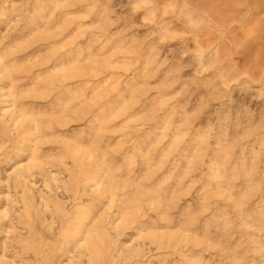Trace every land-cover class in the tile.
<instances>
[{"label":"rangeland","instance_id":"rangeland-1","mask_svg":"<svg viewBox=\"0 0 264 264\" xmlns=\"http://www.w3.org/2000/svg\"><path fill=\"white\" fill-rule=\"evenodd\" d=\"M0 118L1 210L30 167L95 214L102 264H264V0H0Z\"/></svg>","mask_w":264,"mask_h":264},{"label":"bare ground","instance_id":"bare-ground-1","mask_svg":"<svg viewBox=\"0 0 264 264\" xmlns=\"http://www.w3.org/2000/svg\"><path fill=\"white\" fill-rule=\"evenodd\" d=\"M7 113L8 110L5 109L1 117ZM0 119L5 121L3 118ZM10 120L14 128L20 125L18 117L12 116ZM13 174L18 181L17 187L21 191L17 193L16 199L18 200H13L10 194L5 196L8 204L5 209H0V233L5 234V240L13 237L27 242L31 239V245L27 246V249L31 250V252H26L27 263L23 261L20 264H31L29 262L31 259L38 261L39 264H54V256L51 255L54 248L49 240L55 243L56 239L60 242L59 247L65 246L64 254L78 253L83 256L84 253H88L91 264H102L103 253H106L103 250L108 249L106 246L107 233L101 228L100 221H95V214L75 213L74 211H78L81 204H75L72 209H67L57 196L56 190L59 188L57 185L47 184L46 190H39L33 184L30 185L27 181L33 175L30 167L15 169ZM48 179L53 182L57 180L53 176ZM74 192L76 193V190ZM38 194L40 201L36 199ZM49 200L55 202L56 210L50 209ZM20 201L24 204L23 218L25 220L23 226L18 228L14 224L13 207ZM36 222L41 225V228H36ZM45 229H47L46 235L43 234ZM5 247L3 245L4 252ZM43 247H48V252H43ZM6 259V255L3 254L0 264H6ZM58 264L63 263L60 260Z\"/></svg>","mask_w":264,"mask_h":264}]
</instances>
